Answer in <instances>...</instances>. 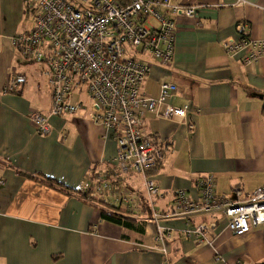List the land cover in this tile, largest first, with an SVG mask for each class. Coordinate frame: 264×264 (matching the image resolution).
Returning a JSON list of instances; mask_svg holds the SVG:
<instances>
[{
	"label": "crops",
	"instance_id": "0c3cea01",
	"mask_svg": "<svg viewBox=\"0 0 264 264\" xmlns=\"http://www.w3.org/2000/svg\"><path fill=\"white\" fill-rule=\"evenodd\" d=\"M174 3L195 6L196 15L175 19L170 65L146 58L151 70L141 92L157 97L162 82L174 83L169 103L188 109V123L144 120L142 132L163 153L150 172L161 191L152 198L141 176L117 174L116 144L89 120L86 99V107L73 115L49 117L48 135L35 132L28 115H48L51 92L44 66L29 64L12 45V38L31 29L28 12L33 13L24 0H0V264H163L150 204L158 224L170 229L171 264H264V225L234 236L218 220L206 234L210 243H200L186 238V223L170 215L174 192L185 189L195 196L194 183L205 175L214 177L220 196L235 188L247 195L264 186V59L245 64L242 53L229 56L223 50L241 23L252 38L264 39V0ZM14 74L24 81L6 90ZM78 99L73 95L74 102ZM42 178L91 191V199L134 219L135 228L102 221L87 199L52 188ZM103 182L110 188L96 191ZM125 193L127 200L118 198ZM212 220L191 218L192 223Z\"/></svg>",
	"mask_w": 264,
	"mask_h": 264
},
{
	"label": "built area",
	"instance_id": "2783aa9c",
	"mask_svg": "<svg viewBox=\"0 0 264 264\" xmlns=\"http://www.w3.org/2000/svg\"><path fill=\"white\" fill-rule=\"evenodd\" d=\"M33 13V27L12 38L23 55L44 66L51 92L48 115H28L35 132H50L48 118L73 115L86 107L89 120L110 133L115 144L114 164L119 176L135 174L143 179V189L152 198L161 191L150 172L163 159L157 143L142 132L147 116L155 120L187 125L188 109L169 103L177 90L171 82L159 85L158 96L141 92L151 70L147 57L163 66L170 65L175 49L179 16L194 18L196 7L174 0H24ZM243 4V2H239ZM237 36L223 44L229 56L242 53L245 64L264 59V39L252 38L238 24ZM24 76L14 74L6 90L15 89ZM73 95L79 96L74 102ZM110 185L102 183L107 190ZM196 195L185 189L174 192L170 215L186 223L184 236L210 243L209 230L218 220L234 236H242L264 225V186L244 195L235 188L230 196L214 189V177L205 175L194 183ZM103 192V191H102ZM126 193L118 198L127 200ZM156 223L154 242L163 264H171L167 241L170 229L158 224L159 215L150 204ZM195 216H212V221L192 223ZM216 260L220 261L219 257Z\"/></svg>",
	"mask_w": 264,
	"mask_h": 264
},
{
	"label": "trees",
	"instance_id": "16d2710c",
	"mask_svg": "<svg viewBox=\"0 0 264 264\" xmlns=\"http://www.w3.org/2000/svg\"><path fill=\"white\" fill-rule=\"evenodd\" d=\"M261 114L264 118V98H263V104L261 108ZM41 180L52 188H56L66 193L70 192V194L73 193L82 199H85V200L87 199L90 204H92L94 207L97 208L100 219L102 221H106V222H109L115 225L130 228V229L135 228L136 222L134 219L129 218V216L125 214V212L120 211L118 208L108 206L107 204H103L101 201L98 203L96 199H91L90 198L91 195H89L91 194V191L89 192V190H86L83 192L82 190H79V189L70 190L50 178H42Z\"/></svg>",
	"mask_w": 264,
	"mask_h": 264
},
{
	"label": "rangeland",
	"instance_id": "374dc122",
	"mask_svg": "<svg viewBox=\"0 0 264 264\" xmlns=\"http://www.w3.org/2000/svg\"><path fill=\"white\" fill-rule=\"evenodd\" d=\"M28 14L30 15V24H31V26L33 27V14H31L30 12H28ZM31 27V28H32ZM26 59V61L29 63V64H31V65H33L34 67H36V68H42V70H43V66L42 65H39V64H37V63H35L34 61H32L31 59H29V58H27V57H25ZM83 99L85 100V97H83Z\"/></svg>",
	"mask_w": 264,
	"mask_h": 264
},
{
	"label": "water",
	"instance_id": "95a60500",
	"mask_svg": "<svg viewBox=\"0 0 264 264\" xmlns=\"http://www.w3.org/2000/svg\"><path fill=\"white\" fill-rule=\"evenodd\" d=\"M254 96H256V97H258V98H260V99L263 98V96H262L261 94H254Z\"/></svg>",
	"mask_w": 264,
	"mask_h": 264
}]
</instances>
